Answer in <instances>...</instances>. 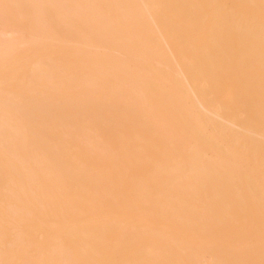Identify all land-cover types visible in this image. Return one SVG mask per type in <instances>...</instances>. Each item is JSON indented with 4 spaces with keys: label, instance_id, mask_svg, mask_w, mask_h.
<instances>
[{
    "label": "bare ground",
    "instance_id": "1",
    "mask_svg": "<svg viewBox=\"0 0 264 264\" xmlns=\"http://www.w3.org/2000/svg\"><path fill=\"white\" fill-rule=\"evenodd\" d=\"M0 264H264V0H0Z\"/></svg>",
    "mask_w": 264,
    "mask_h": 264
}]
</instances>
